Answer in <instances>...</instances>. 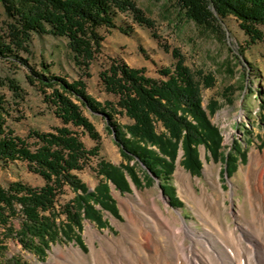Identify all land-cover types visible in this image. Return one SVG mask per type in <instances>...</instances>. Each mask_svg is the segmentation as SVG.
Segmentation results:
<instances>
[{
  "label": "trees",
  "instance_id": "trees-1",
  "mask_svg": "<svg viewBox=\"0 0 264 264\" xmlns=\"http://www.w3.org/2000/svg\"><path fill=\"white\" fill-rule=\"evenodd\" d=\"M7 23L0 33V59L27 69L28 83L42 94L44 102L54 108L63 126L51 132L30 130L28 139L34 140L32 150L26 140L10 128L14 105L24 101V91L16 79L0 78V86L13 94L9 102L0 95V161H21L31 172L45 181L33 188L21 182L0 186V264H28L17 257L7 258V240H17L24 250L40 259L47 257L52 245L60 241L83 245L84 220L108 227L102 211L118 216L116 201L111 195V184L121 192H130L131 184L141 185L140 173L146 184L158 180L173 207L183 203L170 185L176 170L180 150L184 152L182 165L199 176L202 169L199 148L203 146L214 160L223 159L229 177L239 159L246 160V152L232 149L224 154L223 136L203 108L202 86L211 88L213 82L197 78L185 65L181 53L172 50L175 64L162 69L166 77L158 81L146 75L144 68H133L122 60L110 59L109 66L99 72L106 93L115 101L98 102L87 90L85 79L90 68L103 54L105 37L101 29L129 30L117 27L115 19L129 14L140 27L154 30L155 23L132 0H0ZM185 19L204 28L213 29L221 20L233 17L248 38L247 46L264 43V0H175ZM34 34L64 37L73 53L75 65L82 71L80 79L51 74L47 65L37 71L21 53L31 54ZM157 39V36L154 34ZM169 51V47H163ZM242 57V54L239 53ZM264 108V98H262ZM211 114L217 104L208 106ZM89 111L100 115L107 131L113 135L123 158L116 167L100 156L101 136L95 125L84 115ZM129 118L131 125H122L120 118ZM82 128L96 146L87 149L79 135L70 127ZM164 131L159 132V127ZM97 158L99 180L93 191L79 179L83 171ZM139 169V170H138ZM128 176V177H127ZM68 187L75 194L68 204L58 207V199ZM99 206L101 209H98ZM65 216V219H62ZM19 220V228L14 221Z\"/></svg>",
  "mask_w": 264,
  "mask_h": 264
},
{
  "label": "rangeland",
  "instance_id": "rangeland-1",
  "mask_svg": "<svg viewBox=\"0 0 264 264\" xmlns=\"http://www.w3.org/2000/svg\"><path fill=\"white\" fill-rule=\"evenodd\" d=\"M132 1L154 21L155 29L140 27L129 14L121 13L115 23L117 27L129 30L128 35L117 29H101L100 33L105 37L103 54L92 64L89 71L91 77L85 79L88 93L101 103L116 100L113 95L105 92L99 78V72L108 67L109 60L113 58L122 60L133 68H144L148 77L163 81L166 77L161 76L160 71L173 68L175 60L171 51L177 49L183 56L185 65L197 78H208L213 82L211 88L202 86V104L210 121L223 136L224 154H229L231 149L236 153L239 150L245 151L246 160L239 159L235 172L229 177L223 159L214 160L210 152L201 146L199 152L203 164L200 175L196 176L182 165L184 152L180 150L170 184L183 203L180 207L172 206L158 180L146 184L144 175L139 172V187L127 176L131 184L130 192H121L111 184V195L116 201L118 216L102 211L103 220L108 226L105 228L84 220L83 245L74 241H60L52 245L45 259H40L34 253L24 250L17 240L10 239L7 240V258L17 257L28 264H91L92 250L94 247L100 248V241L88 235L89 229L96 230L101 236L124 240L125 246H129L127 248L133 247L134 235L129 233L130 236L126 239L122 234L132 217L137 218L134 211L144 218L150 217L164 231L178 232L185 244L190 246L194 237L185 230V224L191 232L203 235L211 220L203 214L205 208L202 209L199 201L210 194L220 200V217L225 227L241 224L235 217L240 211L238 205L245 204L246 218L251 217L250 205L245 203V183L252 156L264 155V108L261 107L264 98V43L258 42L248 47V38L233 17L221 20L217 27L208 29L185 19L175 0ZM6 23L7 17L0 2L1 34L6 30ZM164 46L169 47V51H165ZM30 51L31 54L21 53L20 56L27 59L37 71L41 70V65H47L51 74L65 77L70 82L82 76V71L75 65L73 53L68 48L67 38L34 34ZM27 74L28 71L23 66L0 59V78L16 79L24 91V101L18 107H13L10 128L34 150V140L28 139L30 130L51 132L53 128L63 126V122L55 115L54 108L44 102L42 94L28 83ZM0 95L9 102L13 101V94L7 87L0 86ZM212 102L217 104L214 114L208 110ZM84 115L95 125L101 136L100 156L120 167L124 163L120 149L116 146L113 135L107 131L102 117L89 111H84ZM119 122L122 125L131 123L126 117L120 118ZM70 128L79 135L87 149L96 146V142L82 128ZM158 130L160 133L164 131L161 126ZM236 155L240 156L238 153ZM97 162L98 159L93 158L83 171L76 172L90 191L95 189L100 180L94 171ZM13 182H21L33 188H40L45 184L43 178L31 172L26 163L0 161V186L7 187ZM74 197L75 194L66 187L59 196L58 207L68 204ZM97 208L101 209L99 206ZM243 220L244 218L242 223ZM14 223L19 228V220ZM207 239L212 244L210 238ZM204 246L203 241L197 243L198 248Z\"/></svg>",
  "mask_w": 264,
  "mask_h": 264
},
{
  "label": "bare ground",
  "instance_id": "bare-ground-1",
  "mask_svg": "<svg viewBox=\"0 0 264 264\" xmlns=\"http://www.w3.org/2000/svg\"><path fill=\"white\" fill-rule=\"evenodd\" d=\"M245 184V203L250 205L251 217L246 218L245 204L238 205L240 211L235 217L241 224L225 227L220 200L210 194L199 201L205 208L203 214L211 220L203 235L191 232L185 224V230L194 237L189 246L178 232L164 231L153 219L134 211L137 218L132 217L122 234L126 239L129 233L134 235L133 247L89 229L88 235L100 241V248L92 250L91 264H264V155L252 156ZM200 241L205 245L202 248L197 247Z\"/></svg>",
  "mask_w": 264,
  "mask_h": 264
},
{
  "label": "crops",
  "instance_id": "crops-1",
  "mask_svg": "<svg viewBox=\"0 0 264 264\" xmlns=\"http://www.w3.org/2000/svg\"><path fill=\"white\" fill-rule=\"evenodd\" d=\"M128 119H129V118H128ZM129 120L131 121V123H130V124L128 123L127 125H131V124H133V121H132L131 119H129Z\"/></svg>",
  "mask_w": 264,
  "mask_h": 264
}]
</instances>
